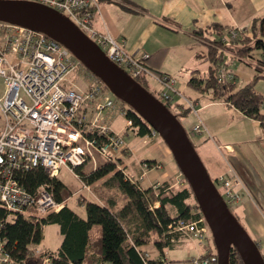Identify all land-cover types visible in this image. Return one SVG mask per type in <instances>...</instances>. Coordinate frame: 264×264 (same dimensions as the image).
Here are the masks:
<instances>
[{
    "label": "built area",
    "instance_id": "1",
    "mask_svg": "<svg viewBox=\"0 0 264 264\" xmlns=\"http://www.w3.org/2000/svg\"><path fill=\"white\" fill-rule=\"evenodd\" d=\"M7 1L39 4L65 16L112 63L125 68L131 77L137 76L143 69L146 71L141 61L148 54L128 55L122 41L92 27V12H99L97 0ZM241 31L244 30L228 29L220 39L228 43L237 38ZM77 65H81L80 61L70 50L44 33L0 21V77L7 80L6 94L0 98L3 117L0 131V207L6 210L7 219L16 212L41 216L57 212L63 206L43 185L34 193L29 192L15 178L17 172L42 168L53 177L65 168L78 177L76 167L94 163L92 168H96L94 151L106 161H116L130 151L124 136L110 127L111 117L114 114L125 116L126 108L116 96H111L108 87L95 77L84 90L65 83ZM226 69L224 63L219 65V79L233 81L234 74L227 73ZM141 73L149 76L146 72ZM159 80L167 84V75ZM160 96L166 102L171 99L166 93ZM186 103L194 110L195 105L189 100ZM105 111L107 117H102ZM130 125L131 121L127 119L126 126ZM202 125L199 122L192 131L201 133L204 130ZM152 133L155 134V131L152 130ZM127 176L134 180L130 174L127 173ZM214 182L218 184L219 193L226 204L233 205L240 201L239 188L244 185L236 174L220 175ZM152 185L157 188L158 183ZM4 225L5 222L0 221V264H19L6 249V241L1 234ZM168 229L169 233L179 235L178 240L183 237L197 238L199 242L206 238L208 231L204 218L179 220ZM144 257H149L147 252ZM217 261L216 251L205 250L193 257L191 264H217ZM44 264H50V261L47 259Z\"/></svg>",
    "mask_w": 264,
    "mask_h": 264
},
{
    "label": "trees",
    "instance_id": "2",
    "mask_svg": "<svg viewBox=\"0 0 264 264\" xmlns=\"http://www.w3.org/2000/svg\"><path fill=\"white\" fill-rule=\"evenodd\" d=\"M257 20L251 24L250 30L242 31L236 40L229 43L220 39L227 33L228 28L217 23L205 28L207 32H215L218 36L213 39L207 36L203 38L207 40V58L215 65L209 67V73L203 78L195 77L197 71L194 70L188 83L196 89L204 87L212 90L214 97H223L228 105L244 116L259 121L264 129V95L254 87L258 79L264 78V66L261 62L255 64L256 73L251 82L239 88L236 86L235 77L233 81L226 82L217 75V68L226 51L248 58L256 50L264 55V16ZM195 32L202 35L204 31ZM201 38L199 42L204 43ZM165 53L166 48H161L142 60L141 64L156 75H164L152 69L150 61L161 59ZM80 64L92 78H97L81 62ZM140 74L131 78L145 89L148 87V77L144 73ZM170 105L167 103L166 106ZM188 110L186 108L180 114L186 115ZM125 117L131 121L129 128L137 136L144 137L152 132L149 124L130 106L126 109ZM117 160L104 161L90 171H84V165L75 168L78 178L84 185L91 186L97 197L94 201L85 198L78 200L84 206L85 216L79 215L67 205L66 200L72 191L57 176H50L42 168L17 172L15 178L29 192L34 193L43 185L63 206L57 212L41 216L16 212L8 219L6 210L0 207V221L5 222L1 234L11 257L19 264H44L47 259L50 264H171L172 261L164 258L165 250L174 249L179 235L169 233L168 227L174 226L179 220L194 221L204 218L190 185L183 176L184 187L173 192L169 191L170 187L165 182H157V188L153 185L142 187L138 179L132 181L128 178L126 169L117 168ZM144 163L149 168L156 165L153 159ZM96 184L109 192H102ZM110 190H114L116 196L111 195ZM191 197L195 200L196 211L192 210V204L188 202ZM49 224L58 225L62 240L55 249H40L44 240L43 228ZM149 243L157 250L158 257L145 259L146 251L143 247ZM229 262L245 264L235 247L230 250Z\"/></svg>",
    "mask_w": 264,
    "mask_h": 264
},
{
    "label": "crops",
    "instance_id": "3",
    "mask_svg": "<svg viewBox=\"0 0 264 264\" xmlns=\"http://www.w3.org/2000/svg\"><path fill=\"white\" fill-rule=\"evenodd\" d=\"M97 1L99 3V12L96 10L92 12L93 27L99 32H108L117 41H122L124 50L134 56L142 54L151 55L161 48H166V53L162 58L152 59L150 64L152 69L168 75H172L170 71L173 69L174 71H180L183 67H186L181 60L175 62V64L171 62L172 66L168 65V60H171L173 56L175 57V61L180 58L179 55L173 53L172 43L177 38L187 42L188 40H192L193 43V38L198 42V38H203L204 34L212 37L215 35V32H211V34L205 28L213 23H217L228 29L246 27L250 30L251 24L264 16V0ZM199 30L204 31L202 35L196 34L195 31ZM207 56H209L208 53ZM222 57H226L227 62L229 59L234 60V58L240 57L241 59H245V63L250 66L260 61L261 65L264 66V55L260 50L253 52L249 58L239 56L234 52H224ZM228 64L230 67L231 64L229 62ZM232 73L234 74L233 71ZM196 74L199 77V74ZM253 76L254 74L249 73L245 77L244 85L251 82ZM234 77L236 83L235 74ZM261 86L264 87V82ZM257 91L264 95V90ZM211 103H204L201 108H207L209 105L211 106ZM226 106L243 117V119L251 121L258 139L251 140L250 142L244 141L242 132H224L215 126H208L205 121L199 120L207 132V137L203 136L204 140L199 141V157L205 164L212 181L216 180L220 175H231L232 172L242 180L247 193H243L241 200L234 204L236 206L235 213L243 227L252 235L254 242L256 241L255 243L261 249L264 258V129L259 125L257 120L244 116L240 111L227 103ZM248 144H256V147L259 148L256 150ZM155 161L161 164L160 161ZM168 173H163L162 177L166 179ZM152 184L149 183L146 187ZM95 230L98 232V229ZM183 240H178L174 249L170 251L177 248H188L189 243L193 244L189 249H193L196 246L193 242L195 241L200 246V251L199 249L192 250L196 254L190 256L189 262L193 257L202 254L205 250L213 251L209 246L211 245L209 241L206 244H201L197 238ZM186 240H190L189 245L183 244L187 242ZM143 250L151 253L150 255L148 254L149 258L158 257V252L154 247L148 250V246H145ZM167 251L168 249L165 250V260L172 261V263L180 262V260H171L167 255Z\"/></svg>",
    "mask_w": 264,
    "mask_h": 264
},
{
    "label": "rangeland",
    "instance_id": "4",
    "mask_svg": "<svg viewBox=\"0 0 264 264\" xmlns=\"http://www.w3.org/2000/svg\"><path fill=\"white\" fill-rule=\"evenodd\" d=\"M93 28L95 29V27ZM234 28L247 30L246 27L245 28L234 27ZM95 31L98 30L95 29ZM206 36L212 39L218 38L216 33L212 37H210L207 34H204L203 38H206ZM203 38L201 40L204 43L199 42V38L197 40L198 42H196V39L193 38V43L192 40H188L187 42L185 40L177 38L175 42L172 43L173 53L179 55L180 58L176 59L175 61L174 60L175 57L173 56L171 60H168V65L172 66L171 62L175 64V62L181 60L184 66L186 67H183L182 70L179 69L180 71H174V69L170 71L172 75H167V84L159 80L160 78L162 79L165 74L159 76L147 69L146 71L143 69L139 72V73L146 72L149 74V76L147 75L148 78L146 81L148 87L145 88V90L149 94H151L158 102H161L163 105L166 106L167 103L172 105L166 107L168 111L176 119V121L180 124V126L183 128L187 138L191 142L198 157H199V141L204 140L203 136L207 137L206 136L207 132L203 127V125H202V128L204 129L202 131L203 133L199 134L198 132L192 131V128L196 124H199V122H201L199 120H202L203 122L205 121V123L208 126L211 127L215 126L217 129L222 130L224 132L226 131H228V133L242 132L241 134L244 141L250 142L251 140L258 139L257 134L254 131V127L251 124V121H249L248 119H243V117L236 114L231 108H228V106H226L223 97H214L212 90L204 87H201L200 89H196L188 83V81L191 78V75L193 74L192 72L194 70H196L197 71L196 73H198L199 76L203 78L209 73V67L215 65L213 64L210 58H207L208 47L205 44L207 40ZM236 39L237 38L231 39L230 42ZM237 46L238 45H236V47ZM125 52L128 55H132L126 50ZM223 59L224 60H222V63L226 65L227 67L226 70L228 71L226 72L232 73L233 71L234 74L236 75L237 88L242 87L245 84V77H247L249 73L252 75L256 73L255 65L252 64L250 66L246 64L245 59H241L240 57L234 58V60L229 59L228 62L231 64L230 65L231 68L229 67L226 57H224ZM253 63L255 62L253 61ZM120 68L124 70V72H127L125 68L123 67ZM194 76L197 77L198 75L195 74ZM92 79H93L92 75L85 68H83L80 65L79 66L77 65L69 73L65 83L72 85V87H74L75 89L84 90L87 84L90 81H92ZM263 82H264V78H261L258 81V83L255 84L254 86L255 89L263 91L264 87L261 86ZM6 91H7V80L0 77V98H3L5 96ZM177 92H179L180 94H178ZM163 93L169 94L171 96V99H168L167 103L160 96ZM110 94L112 97L115 98V95L111 91ZM186 100H189L193 105H195L194 106L195 111L188 107ZM118 101L119 103H123L126 109L128 108L129 105L121 101L119 98ZM208 102H212L211 106L209 105L207 108L206 107L201 108V106L204 103H208ZM186 108L189 109L187 114L181 115L180 112H182ZM262 110L264 111V105L262 106ZM108 112L111 111L108 110ZM106 113L107 111L103 112L102 117H107ZM126 121L127 118L125 116L118 114H114L110 119V127L112 128V130L122 134L124 136L126 143L129 145L130 148V151L125 152L121 158H118L117 168L126 169V171L131 175V177L134 180H137L138 178L142 180L140 181L142 187H146L149 183H154L155 181L158 180H159L158 183H163V182L167 183V185L170 187L169 188L170 192L176 191L184 187L185 181L183 180V175L178 170L175 158L171 153L169 147L163 140V138L157 132H155V134L151 132L150 134L144 137L137 136L131 128L126 126ZM2 124H3V117L0 112V131L2 128ZM259 125L263 127L260 122ZM248 145L254 147V149L256 150L259 148L256 147V144H248ZM94 157L97 163L95 164L96 166L106 161L103 157L99 156L96 151H94ZM150 159L158 160L161 162V164L156 163V165L152 168H149L148 165L144 166V161ZM92 167H94V163H88L84 165V171H90L93 169ZM163 173H168L166 179L162 177ZM232 174L235 173L232 172ZM57 177L72 191L71 196L66 200L67 205L71 207L73 210H75L79 215L85 216L84 206H81L78 203V200L82 198L89 200H97V197L95 196V192L93 191L94 189L91 186L89 187L84 185L83 182L74 175V173L69 172L65 168H62L60 170ZM214 181L213 183L215 187L221 193L218 184ZM98 187L99 189L102 190V192L104 191L105 193L109 192L101 185H98ZM239 190H240V196L242 198L243 193L245 192L247 193V191L245 190L244 187L239 188ZM110 191H111L110 192L111 195L116 196L114 190H110ZM188 202L192 204V210L196 211V207H195L196 203L194 198L191 197L188 200ZM226 207L230 211L232 216L235 218L237 223L240 225L244 233L247 234V236L254 241L252 235L243 227L242 223L237 218L235 213L236 206L234 204L233 205L226 204ZM43 229H44V240L40 245V249L43 248L55 249L59 245V242L62 239L58 225L49 224L44 226ZM207 229L208 231L206 235H208V237L202 240L201 244L202 243L206 244L209 241L211 244L209 245L210 248L213 251H217L216 246H218V240H219L218 236L216 235L215 232H213L212 226L208 222H207ZM182 239L185 240L189 238L183 237ZM186 241L187 242H184L183 244L186 245L190 244L189 247L193 246V244L189 243L190 240H186ZM193 242L196 245L193 249L192 248L189 249V247L188 248L183 247L182 249L177 248L176 250L173 251L170 250L167 251V255L171 260H180V262H175L172 264H189L191 262V261L189 262L190 256L196 254L192 250L199 249L200 251V246L195 241ZM147 246H148V250L154 247L151 243L147 244ZM259 252L261 253V255L263 254L261 249H259ZM147 253L149 255L151 254L150 252ZM213 264H215V262Z\"/></svg>",
    "mask_w": 264,
    "mask_h": 264
},
{
    "label": "water",
    "instance_id": "5",
    "mask_svg": "<svg viewBox=\"0 0 264 264\" xmlns=\"http://www.w3.org/2000/svg\"><path fill=\"white\" fill-rule=\"evenodd\" d=\"M0 21L44 33L70 52L121 101L129 105L165 141L178 170L190 185L205 222L218 236L217 264H230L235 247L245 264H264L258 245L244 233L226 207L208 171L183 128L167 108L105 53L65 16L39 4L0 0Z\"/></svg>",
    "mask_w": 264,
    "mask_h": 264
}]
</instances>
